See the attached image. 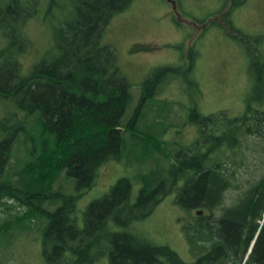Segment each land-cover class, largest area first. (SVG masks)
Returning a JSON list of instances; mask_svg holds the SVG:
<instances>
[{
    "label": "trees",
    "instance_id": "16d2710c",
    "mask_svg": "<svg viewBox=\"0 0 264 264\" xmlns=\"http://www.w3.org/2000/svg\"><path fill=\"white\" fill-rule=\"evenodd\" d=\"M68 2L73 5L70 15L53 27L52 47L23 73L19 59L30 42L21 27L30 17L29 5L0 0V31L5 38L0 46V101L22 114L0 118V213L14 206L8 200L26 208L20 219L0 221V236L13 228L30 230L33 219L41 217L46 221L41 227V254L48 264H95L102 258L107 264H188L168 244L130 228L148 218L171 195L174 184L175 204L216 215L210 230L229 248L238 247L240 239L247 248L259 230L252 256L264 263V173L242 188L232 184L227 167L242 140L264 139V54L259 50L264 36L244 33L231 20L234 9L246 0H223L220 9L206 18L208 25L224 27L231 37L253 42L248 51L252 86L245 112L228 117L226 111L203 115L191 109L188 122L197 127L198 137L190 146L174 144V150L164 151V140L137 129L136 123L162 82L193 72L195 56L188 54L185 66L150 71L133 113L124 118L130 84L114 49L102 43L101 36L112 16L132 0ZM54 3L50 0V5ZM214 15L219 19H211ZM124 132H130L141 151L137 161L150 165L137 175L141 186L135 199L130 197L132 180L121 177L85 207L79 220L78 199L94 184L102 165L121 160L127 142ZM20 148L25 156L12 170ZM67 177L74 182H67ZM66 187L76 191L65 193ZM232 187L239 191L228 202L224 197ZM205 232L203 222L196 220L188 235L202 238Z\"/></svg>",
    "mask_w": 264,
    "mask_h": 264
},
{
    "label": "rangeland",
    "instance_id": "374dc122",
    "mask_svg": "<svg viewBox=\"0 0 264 264\" xmlns=\"http://www.w3.org/2000/svg\"><path fill=\"white\" fill-rule=\"evenodd\" d=\"M54 1L50 5V0H19L29 5L26 9L30 15L21 27L30 42L19 59L23 73L45 56L53 45V27L70 15L72 3ZM172 1H175L176 11L172 9ZM222 3L223 0H132L128 7L112 16L102 31V43L114 49L117 65L130 84L131 99L124 118L133 113L141 96L143 80L150 71L165 65L182 67L187 64L188 54L195 56L193 72L169 76L161 83L157 94L146 101L138 117L137 129L161 137L165 142L163 151L174 150V144L176 147L190 146L196 140L197 127L188 122L191 109L203 115L226 111L228 117L245 112L246 97L252 86L248 51L252 50L253 42H241L228 35L224 27L208 25L210 19L206 18L215 14ZM215 17L219 19L217 15L211 19ZM231 20L244 33L264 36V0H246L234 9ZM4 43L0 31V46ZM259 50L264 54V41ZM13 112L21 114L11 103L0 101V118ZM124 136L127 142L121 160L102 165L94 184L78 199L76 214L79 220L85 207L107 193L121 177L132 180L130 197L135 199L141 186L137 175L148 171L150 165L137 161L136 154L140 156L141 151L133 144L130 132H124ZM23 155L20 148L10 165L12 170L21 163ZM230 158L234 160L227 163L232 184L247 187L249 181L264 173V139L242 140ZM162 163L167 166V162ZM66 181L74 182L69 177ZM63 191L74 193L76 190L66 187ZM238 191L232 187L224 198L231 202ZM8 203L14 206L0 213V221L20 219L26 208L14 200ZM197 210L202 209L186 210L175 202L173 206L171 196H167L148 218L132 228L142 229L153 241L168 244L172 249L174 237V250L187 261L191 254L187 234L191 231V223H196L195 217L199 216ZM206 213L207 210H202L200 215ZM45 222L41 217L33 219L30 230L13 228L6 236H0V264H48L41 254V227ZM95 264H107V261L102 258Z\"/></svg>",
    "mask_w": 264,
    "mask_h": 264
},
{
    "label": "flooded vegetation",
    "instance_id": "af4514ba",
    "mask_svg": "<svg viewBox=\"0 0 264 264\" xmlns=\"http://www.w3.org/2000/svg\"><path fill=\"white\" fill-rule=\"evenodd\" d=\"M169 196H171V202L173 203L174 206V184L172 186L171 195ZM195 219L201 220L203 222L206 232L202 235V238H195V235H193L191 238L189 237L188 240L190 244L191 254L189 255L187 261L184 260L188 264H264L258 262L255 259V257L252 256L253 255L252 249L259 230L247 248H244V246L241 243V239L238 242V247L229 248L227 246L225 239L216 240V236H217L216 233L211 232L210 230L212 221L217 219L216 215H213V213L207 211L205 215L201 217L200 215L196 216ZM135 225H139V224H135ZM191 225H192L191 230H193L195 223H191ZM130 228L132 232L138 231V230H133L132 227ZM173 250H174V237H173Z\"/></svg>",
    "mask_w": 264,
    "mask_h": 264
},
{
    "label": "water",
    "instance_id": "95a60500",
    "mask_svg": "<svg viewBox=\"0 0 264 264\" xmlns=\"http://www.w3.org/2000/svg\"><path fill=\"white\" fill-rule=\"evenodd\" d=\"M172 9H173V11H176V5H175V1H172ZM198 215H200L201 213H202V211L201 210H198L197 212H196Z\"/></svg>",
    "mask_w": 264,
    "mask_h": 264
},
{
    "label": "bare ground",
    "instance_id": "6f19581e",
    "mask_svg": "<svg viewBox=\"0 0 264 264\" xmlns=\"http://www.w3.org/2000/svg\"><path fill=\"white\" fill-rule=\"evenodd\" d=\"M42 196V195H41Z\"/></svg>",
    "mask_w": 264,
    "mask_h": 264
}]
</instances>
